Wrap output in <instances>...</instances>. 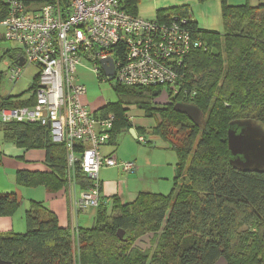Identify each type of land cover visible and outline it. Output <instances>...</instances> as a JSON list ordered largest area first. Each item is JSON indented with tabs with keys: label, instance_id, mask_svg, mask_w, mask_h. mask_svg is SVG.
<instances>
[{
	"label": "trees",
	"instance_id": "trees-1",
	"mask_svg": "<svg viewBox=\"0 0 264 264\" xmlns=\"http://www.w3.org/2000/svg\"><path fill=\"white\" fill-rule=\"evenodd\" d=\"M138 1L121 0L124 10L135 16H139ZM222 2L228 23L225 35L199 28L186 7L157 11L161 21L185 20L208 46L207 51L191 53L181 69L185 75L181 90L194 94L192 98L174 97L166 86L118 84L116 88L120 98L158 119L154 134L177 152L172 193L141 192L127 204L118 196L108 197L110 203L97 208L93 227H80L74 235L60 227L57 216L42 203L32 202L25 215L26 233L0 234L3 260L12 264H216L224 257L228 264H264V173L235 169L227 141L234 121L264 124V3L230 7L227 0ZM7 14L8 6L0 2V22ZM164 96L173 105L197 107L201 122L175 112L173 105L154 106ZM20 98H2L0 107L28 105ZM101 110L116 117L113 135L133 128L122 100ZM0 131L6 142L19 148L46 151L51 172L20 171V185L44 186L50 192L66 186L67 147L53 143L46 127L13 122L0 124ZM76 151L83 153L81 145ZM73 179L82 189L90 186L79 166ZM18 206L16 194L0 193V217L13 215ZM119 231L124 232L122 240ZM149 233L155 234L156 247L133 249Z\"/></svg>",
	"mask_w": 264,
	"mask_h": 264
},
{
	"label": "built area",
	"instance_id": "built-area-1",
	"mask_svg": "<svg viewBox=\"0 0 264 264\" xmlns=\"http://www.w3.org/2000/svg\"><path fill=\"white\" fill-rule=\"evenodd\" d=\"M0 2L8 6L7 17L0 22L3 39L18 46L8 80H20L25 66L38 69L31 94L22 101L28 105L0 107V124H39L49 130L53 143L66 145L70 184L76 185L77 166L90 181L74 196L78 212L110 203L103 195L100 170L121 168L135 174L139 168L102 153L111 144L116 117L86 106L87 89L79 81L78 67L91 64L100 81L115 80L127 87L166 86L174 97L187 99L194 94L181 90L185 79L181 69L191 53L207 51L208 46L185 20L149 21L124 10L121 0ZM104 61L113 67V76L106 74ZM138 140L146 143L144 137Z\"/></svg>",
	"mask_w": 264,
	"mask_h": 264
},
{
	"label": "rangeland",
	"instance_id": "rangeland-1",
	"mask_svg": "<svg viewBox=\"0 0 264 264\" xmlns=\"http://www.w3.org/2000/svg\"><path fill=\"white\" fill-rule=\"evenodd\" d=\"M261 3H264V0H227V5L230 7L245 5L258 7ZM183 7L188 8L189 16L199 28L218 32L221 35L227 33L228 23L223 18L222 0H139L137 5L139 17L149 21L157 19L159 10ZM4 30V27L0 25V101L7 96L21 97L20 101H24L31 94L38 69L32 65L25 66L20 80L15 83L8 80L6 74L13 65L11 55L17 53L18 46L3 39ZM78 77L80 83L87 89L84 102L92 112H99L108 104H116L122 100L123 107L127 110V119L130 120L133 128H136L138 136L146 140V143L139 141L131 130L127 129L115 135L112 133L113 143L109 144L103 152L114 155L120 162L136 163L140 171L127 174L121 168L101 169L99 181L103 185V195H111L114 189H118L120 194L123 193L126 196L127 203L139 192L169 196L175 187L176 166L179 159L177 152L154 134L153 128L157 125L158 119L146 116L139 107L129 103L125 98H120L116 92L119 86L117 82L115 80L100 81L93 72L91 64L79 66ZM158 103L161 102L157 101L154 106L161 105ZM2 142L3 139L0 138V143ZM108 208L111 213L112 206ZM96 210L90 209L88 213L84 212L82 224L79 227H93ZM154 240L155 238L151 241L150 248L144 251L156 247Z\"/></svg>",
	"mask_w": 264,
	"mask_h": 264
},
{
	"label": "crops",
	"instance_id": "crops-1",
	"mask_svg": "<svg viewBox=\"0 0 264 264\" xmlns=\"http://www.w3.org/2000/svg\"><path fill=\"white\" fill-rule=\"evenodd\" d=\"M15 55L16 53H14V57ZM132 129L134 128H131L130 130ZM134 131L136 132L138 138L139 136L136 128ZM3 137L4 133L0 131V138L3 139V142L0 143V193L16 194L19 206L13 215L0 217V234L26 233L27 226L25 215L31 208L32 202H37L42 203L47 209L52 211L57 216L60 227L70 230L74 235L80 228V224H82V215L84 213L78 212L74 208V196H77V193L82 188H80L77 184L74 185L75 187L73 188V185L70 184L68 168L67 184L57 192H50L44 186L26 187L20 185L17 178V173L20 171H27L31 173L51 172L50 167L46 164V151L43 149L28 150L19 148L13 143L6 142L5 137ZM108 146L109 145L102 149V153L106 156L109 155L107 153L105 154L103 150ZM138 170L140 171V169ZM112 192L113 193L111 195L105 196H118L122 200L123 204H127V201L125 200L126 196L123 193L120 194L118 189H114ZM137 196L138 195H136L134 199H129V203L135 201ZM88 212L89 211H87V213Z\"/></svg>",
	"mask_w": 264,
	"mask_h": 264
},
{
	"label": "water",
	"instance_id": "water-1",
	"mask_svg": "<svg viewBox=\"0 0 264 264\" xmlns=\"http://www.w3.org/2000/svg\"><path fill=\"white\" fill-rule=\"evenodd\" d=\"M112 63L111 60H109ZM103 67L108 76L114 75L113 67H108L106 61ZM168 96H164L161 103L163 105H173L166 101ZM174 111L187 115L190 120L200 123L203 115L201 111L189 104L177 103L173 105ZM135 138L137 134L134 129L131 130ZM228 149L230 153L231 165L242 172L264 173V124L252 119L234 121L230 124L228 130ZM118 237L122 240L124 232L119 231ZM155 238L154 233H149L139 238L133 245V249L141 248L146 250L150 248L151 241ZM0 264H12L2 259L0 254ZM216 264H227L224 257L220 258Z\"/></svg>",
	"mask_w": 264,
	"mask_h": 264
},
{
	"label": "flooded vegetation",
	"instance_id": "flooded-vegetation-1",
	"mask_svg": "<svg viewBox=\"0 0 264 264\" xmlns=\"http://www.w3.org/2000/svg\"><path fill=\"white\" fill-rule=\"evenodd\" d=\"M163 98H164V97H163ZM163 98H162V99H163Z\"/></svg>",
	"mask_w": 264,
	"mask_h": 264
}]
</instances>
